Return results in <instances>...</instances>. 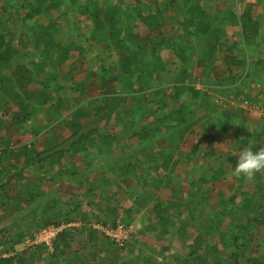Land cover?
Returning a JSON list of instances; mask_svg holds the SVG:
<instances>
[{
  "label": "trees",
  "instance_id": "obj_1",
  "mask_svg": "<svg viewBox=\"0 0 264 264\" xmlns=\"http://www.w3.org/2000/svg\"><path fill=\"white\" fill-rule=\"evenodd\" d=\"M2 1L4 5L0 6V14L2 15L0 19L5 20L0 24V79L2 77L0 128L1 125L3 127V118L8 117L11 111L10 100L20 92L23 94V99L18 104V110L14 113V117L19 116V114H23V116L16 121L17 127L22 126L30 118H37L36 109L42 113V117V111L49 109L56 115V122L63 123L70 132L65 139H60L58 136L45 142V150L38 153L36 151L32 153L34 139L41 133L38 129L33 130L34 139L30 142H22L18 146H12L8 138L4 139L2 157L17 168L28 170L34 165L41 167L47 160H50L54 165H59V161L68 154L76 156L79 151L88 153L89 150L85 147L86 141L101 132L104 134L102 141L106 144L104 148L108 151L106 153L107 162L110 161V164L113 165L114 173H120L121 179L126 181L131 170H135L138 173L135 175L138 186L145 187L155 183H158L157 185L162 184L164 179L160 170L166 173H175L174 170L180 163V159L174 160V154L177 152L185 155L180 142L185 139L195 125L200 124L206 129L204 138L209 144L213 143L217 134L222 135L228 131H234L235 139L241 137L243 142L245 140L250 141L249 145L257 141L254 151H258L262 146L259 141L264 143V123L260 128H254L251 124L244 123L240 109H237L236 112L231 109L219 112L216 105L209 103L208 100H203V96H207V93L196 88L193 81L194 77H192V67L194 66V59L197 57L200 59L196 65L202 66L207 71L203 86L207 88L206 85H210L211 82L207 79V75L214 62L222 58L221 42L227 34V27H239L240 40L231 42L229 49L236 44H243L240 46L239 54L232 57L234 62H237L234 68H240L241 72H233L232 69L228 68L224 81L215 84L228 86L225 91L227 94L232 92L235 87L238 90L244 88L252 74L248 64L249 60L259 58L264 49V0H255L254 5L262 8V12L256 14L254 19L251 13V8L254 5H250L246 11L237 12V5L245 0H232L229 3L224 0H196L195 2L193 0H181L180 12L176 16L169 17V19L164 16L161 10L154 9L157 4L156 0L152 2L149 0H114L110 3H107L106 0H0L1 4ZM165 1L168 2L166 5L168 6L170 3L174 4L180 0ZM8 10L10 11L8 12ZM53 11H58L59 16L57 18L48 14ZM6 12L8 13L6 14ZM44 14L47 20L46 25L39 20V17ZM118 20H122L120 25H118ZM9 21L14 22L12 25H8ZM62 23H65L68 28L67 33L69 35L66 37L60 36ZM167 25L181 26L185 29V34L175 36L167 34L164 32ZM84 26L91 29L90 39L95 42L98 41L102 52L101 56L97 55L90 46L84 47L87 42L81 36V30ZM141 28V31L145 32L143 36L140 34L139 29ZM17 31L21 36L16 34ZM201 42L203 43L202 47L195 46V43ZM251 47H254L257 53H249L247 50ZM30 48L31 50H29ZM163 50L171 53L182 64L170 80L166 78V62L160 57ZM21 51H23L22 56H20ZM74 51L81 58L93 54V60L97 62V68L103 72V78L107 84L111 85L115 81H120L124 94H134L132 100L138 103L144 102L147 105V108L144 109L147 110L133 109L129 111L131 120L126 119V115L119 114L116 116L120 117L117 118L118 121L124 119L121 124L125 125L126 133L125 131L113 133L114 126L112 127V125L106 130L97 128L72 144L69 151L57 152L46 159H41L42 153L61 145L68 138L74 136L85 125L83 119L87 121L88 118H91L90 124H98L101 121L96 115L93 117L86 116L85 111L79 106L76 111L71 113L72 118L71 121H68L69 123H65L63 120L64 116L60 108L68 105V96L73 93L83 96L86 93V88L81 83H71V86L66 89L60 81L59 75L55 73L57 66L61 65ZM36 62H38V66H35ZM107 62H109L108 67L105 66ZM44 69H49L50 72L45 73ZM114 72H117V75H114ZM75 73L71 72L70 75L75 76ZM262 79L264 80V76ZM134 83L135 85L138 84V89H135ZM30 84L40 86L41 90L50 89L57 93V96L48 99L40 93L41 91H38L41 95H37V91L34 92L30 89ZM169 85L173 86L176 92L170 94L168 102L175 103L176 107H168V104L165 103L166 100L162 98L165 91L169 89ZM213 90L223 95L224 90ZM259 92L261 95H259L258 100L264 101V89H260ZM182 98L185 99L182 100ZM242 99H240L241 102ZM245 99L249 103L255 101L249 97ZM106 100L107 97L104 96L101 101ZM159 104L160 106H158ZM100 109L99 106L94 107V110L100 111ZM209 110H211L210 115L207 114ZM188 113L190 117H188ZM54 115H46L44 119L49 121ZM148 118L151 119L149 123H147ZM113 119H115L114 116ZM148 127L153 130V134L148 140L146 137L147 141L135 146L133 150L124 148L117 154L111 151L110 148L119 150V140L124 139L126 135L130 140L141 137L145 139V135H147L145 130ZM160 141L162 144L171 146V153L166 156L160 155L159 152L149 154L154 142L161 144ZM94 143L95 146L96 142ZM201 154L199 153L197 161L192 163V171H196L198 177L196 181L191 182L192 185H195V191L190 193L186 205L191 213L190 220L192 222L182 221L180 228H178L180 236L187 227H192L197 235L191 245L188 246L190 249L188 256L177 257L174 261L166 264H258V262L264 264V209L260 207L261 203H264V177L261 173H257L255 178L251 179L250 182H254L255 189L252 196L245 197L241 203L235 202V197L238 194L237 189L228 199L221 198L219 212L217 210L209 212L213 220L211 219L212 225L208 226L204 224L205 222L201 223L200 216L197 217L195 213L198 210L199 215L204 214L206 192L210 190L212 185L225 181L223 166L226 161H230L233 174L236 159L232 157L235 153L231 152L223 158L203 166ZM139 155H143V161L139 160ZM10 169L12 166H5L0 172V208L11 211L13 202L8 199L5 189L7 184L4 181L6 175L13 171ZM37 170L35 167V174H37ZM60 171V175H66L70 179L75 178L77 175L76 163L62 165ZM237 178L240 180V186L244 187L248 178L233 174V179ZM35 180L37 187H40L42 181L47 180V177L37 176ZM85 182L87 181H80L77 184L82 186ZM108 183L110 181L107 179L101 187L104 193L106 192L105 185ZM88 191L93 197L95 196V188H90ZM52 195L50 193L44 194L40 188L36 189L35 193L33 190L26 195H15L17 213L22 216H18V220L14 221L13 224H2L0 227V233L18 227L12 239L0 240V248L5 247L0 251V264H81L85 256L86 259L89 258L90 255L86 252H89L90 248L93 249L92 254H99L103 248L111 247L113 249L115 255H113L112 260L108 261L109 259L106 258L101 262L102 264H116L121 258L131 255L130 252L134 247L132 242L130 243L128 240L120 247L113 241L110 242L108 238L93 227H88L85 231L84 251L81 252L83 255L75 250H71L70 257L66 255L67 248L72 247L73 236L81 239L78 228L67 227L58 231L50 241L51 248L49 249H53L52 253H49V249L43 242L35 244L34 229L36 227L39 226V228L44 229L50 224L55 227L60 225L58 221H55L61 216V210L58 209L59 201L53 199ZM129 195L131 194L128 193ZM34 196L38 199L36 205L30 202ZM41 199L46 203H43ZM104 199L99 197L100 201ZM26 200L28 206L23 205ZM87 202L90 208L93 207L91 198ZM134 202L136 209L126 210L129 215L134 210L140 211L144 208L143 202L136 199ZM170 204V206L173 205ZM79 207L80 204L75 205L73 215L69 216L68 213H65L67 216L66 224L69 225L78 221L77 211ZM250 208L252 210L256 208L254 216L252 219L243 222L244 215ZM33 211H42L46 215V222L39 221L38 218L34 219L32 217ZM230 211L234 213V217L229 223L231 233L220 237L219 241L223 250V253H220L219 250L210 248L208 236L210 233L220 234L221 222ZM21 213L27 218L23 217L24 215ZM113 214L115 215V213ZM5 216H9V214ZM38 217L40 218L41 214ZM156 218L160 220L164 229L169 225H174V222L166 215L165 208L160 209ZM83 219H85V215L80 216V220ZM25 220L27 223L20 226L21 222ZM98 222L104 223L101 219ZM207 224L209 223L207 222ZM109 226L115 227L116 224L111 223ZM100 238L105 239L102 242ZM134 238L135 236L132 235V239ZM26 241H28L27 244ZM16 242L19 246L23 245L24 247L20 252L17 250ZM104 243L105 245H103ZM96 244H98L97 247H95ZM37 248L41 254L38 250L36 251ZM36 255L45 256L46 261L39 256L41 260L39 262L40 260L35 259ZM122 264L131 263L124 259ZM145 264L161 263L150 258Z\"/></svg>",
  "mask_w": 264,
  "mask_h": 264
},
{
  "label": "rangeland",
  "instance_id": "obj_2",
  "mask_svg": "<svg viewBox=\"0 0 264 264\" xmlns=\"http://www.w3.org/2000/svg\"><path fill=\"white\" fill-rule=\"evenodd\" d=\"M106 1L107 3H110L114 0ZM149 1L152 2L155 0ZM195 1L196 0H193V2ZM224 1L229 3L232 0ZM156 3L157 4L156 6H154V9L161 10L164 13V16L167 17V19H169V17L178 15V13L180 12V6L182 5L181 0L179 2H175L174 4L170 3V5L168 6H166L168 2L165 0H156ZM254 3L255 0H245L243 3L237 5V12L240 13L248 10L250 8V5H254ZM3 5L4 3L2 1V6ZM9 11L10 10H8V12ZM8 12H6V14ZM261 12L262 8L260 7L254 5L251 8L253 19L256 17V14H260ZM48 14H50V16L53 18H57L59 16L58 11H53ZM0 16L2 17L1 14ZM45 17V14L39 17L40 22L44 25L47 24V20ZM4 20L0 19V24H2V21L4 22ZM118 21V25H120L122 20ZM12 22L14 21H9L7 24L12 25ZM61 30V37H66L67 35H69V33H67L68 28L65 23L61 24ZM139 30L141 31L142 28ZM90 31L91 29L85 26L81 30L82 38L87 41L84 47L90 46L92 50L97 53V55L101 56L102 52L101 48L99 47V43L98 41L95 42L92 41L93 39H90ZM239 31V27H227V34L221 42L223 52L222 58L214 62V64L210 67L209 74L207 75V79L211 82L208 86L212 87V94H209L210 100L208 102L216 105L219 112L225 109L235 110L236 112L237 109H240L241 111L243 107H246L245 102L248 101H246L245 98L249 97L255 100L254 102L250 103L251 105H254L253 107H250L252 108L251 110L257 111L258 114L251 116V119L247 114L242 115V118H246L243 119L244 123L251 124L254 128H260L261 126L259 124L264 123V101L258 100L259 95H261L259 90L264 89V80L262 79V77L264 76V49L260 53L259 58L249 60L248 64L251 68L250 73L252 74L249 78V82L244 86V88L238 90L237 87H235L232 92L227 94V92L225 91L227 90L228 86L216 85L220 81H224L227 76L226 70L228 68L232 69L233 72H241L240 68H234L237 62H234L235 60L232 57L233 55L239 54L241 49L240 46H242L243 44H236L231 49H229V45L231 42L233 43L240 40L238 34ZM164 32L174 36L183 35L185 34V29L181 26L172 27L171 25H167ZM16 34L18 36H21L18 31L16 32ZM140 34L143 36L145 35V32L141 31ZM195 46L202 47L203 43H195ZM29 50H31V48ZM247 51L249 53H257L254 50V47L249 48ZM22 54L23 51L20 52V56H22ZM92 56L93 54L91 56L87 55L86 57L83 56L81 58L77 55V52L74 51L67 57V59L63 63H61V65L59 64L56 68L55 73L59 75L60 81L64 84L66 89H68L71 86V83L74 82L81 83L86 88V93L83 96L77 95L76 93L70 94L68 96V105L60 108L64 116L63 120L65 121V123H69L68 121H71L72 118L71 113L76 111L77 108L81 107V109L85 111L86 116L93 117V115H96L97 118L101 119V121L98 123V128H100L101 130H106L109 128V126L112 125V127L114 126L113 133H120V131H125L126 133L127 129L125 125L123 126V124H121L124 119H119L118 121L117 118L120 117L116 116L119 114L126 115L125 118L131 120L132 117L129 111L133 109L144 110V108H147V105H145L144 102H134L132 100L134 94H124L120 81H115L111 85H108L106 80L103 78V72H101L97 68L98 64L93 60L94 58ZM160 57L164 62H166V78L170 80L182 64L178 59H175L171 53H168L165 50L160 53ZM199 59L200 58L197 57L194 59V66L192 67V77H194L193 81L195 85H199L201 87L203 86V82L206 79L207 71L204 70L202 66L196 65V63L199 62ZM108 65L109 62H107L105 66L108 67ZM35 66H38V62L35 63ZM44 72L49 73L50 70L44 69ZM71 72H76L75 76H71ZM114 75H117V72H114ZM1 87L2 77L0 79V91H2ZM138 88L139 86L136 83L135 89ZM30 89H32L34 92L37 91V95L43 94V96L48 99L50 97L57 96V93L53 92L50 89L41 90L40 86L38 85L30 84ZM212 89L224 90L223 95L217 93ZM38 91H41V94L38 93ZM165 92V95H162V98L166 100L165 103L168 104V107H176L175 103L172 104L168 102L170 92L174 93L176 92V90L173 88V86L169 85V89ZM22 95L23 94L18 92L9 102L11 111L9 112L8 117L3 118V127L1 125L0 128V144H3V142L5 141L4 139L6 138L10 139L12 146L21 145L22 142H30L32 139H34L35 136L33 130L38 129L41 131V133L36 136V138L34 139V144L32 145V153H34L35 151L38 153L45 150V142L49 141L50 139L56 138L58 136L60 139H65L69 136L70 132L68 131V129L65 128L63 123H61L60 121L56 122V115H54L52 111H49V109H44V111H42L43 117L42 113H40L39 110L36 109L35 111H37V118H30L22 126L17 127L15 123L16 121L21 119L23 114H19L20 117H14V113L17 112L18 104L23 99ZM104 96L107 97V100L101 101ZM184 99L182 98V100ZM240 99H242L243 101L241 102ZM96 106H99L101 108L100 111L94 110V107ZM158 106H160V104ZM249 106H247L246 108L248 109ZM254 108L257 109L255 110ZM46 115H54V117L52 119H49L48 121L47 119H44ZM189 115L190 114L188 113V117H190ZM113 116L115 119H113ZM83 120L85 121V124H90L91 118H88L87 121L85 119ZM167 123L170 122L167 121ZM199 125H195L194 127H192V130L186 135L185 139L180 142V146L182 147L181 149L185 151V155L177 152L174 154V160L180 159V163L174 170L175 173L171 174L160 170L161 175L164 179L161 185H157L158 183H155L153 185H147L145 187H142L140 185L138 186L137 180L135 179V175H137L138 173L135 170H131L130 176H128V179H126V181L121 179L120 173H114L113 165L110 164V161L107 162L108 158H106V153L108 151L104 148L106 144L104 143V141H102V139L104 138V134L101 132L93 135L86 141L85 147L89 150L88 153L79 151L76 153V156H71V154H68L64 159H61L59 161V165H54L50 160H47L41 165V167L34 165V167L25 170L23 168H17V166L8 163L7 160L4 159V157L0 156V172L5 166H12L13 169V171H11V173L6 175V177L4 178V181L7 184V186L5 187L6 193L8 194V199L12 200L13 206L11 208V211L5 208H0V217H2V220H0V227L2 226V224H13L14 221L18 220V216H22L17 213L18 209L16 205L17 200L15 199V195H26V193L33 190L35 193L36 189L38 190L40 188L41 192H43L44 194H53L51 197L59 201L58 209L61 210V216L58 219H55V221H58L60 224L58 227L50 224L47 226V228L44 229L39 228V226L34 229L35 240L40 241L41 239H45L46 241L43 243L45 246H47L48 249L51 248L50 237L52 236L47 235L49 231H54L56 233L67 227L78 228L80 230L79 233L81 234V239H77L73 236L72 247L67 248L66 255L70 257L72 254L71 250H75L76 252L80 253L84 251L83 243L86 239L85 231L88 227L92 228L95 225L108 227L111 223H115L116 225L120 223L122 225H125L127 228H130V230L132 231L129 241L130 243L132 242L134 247L132 252H130L131 255H127V257L121 258L119 263L116 264H122L124 259L128 260V262H130L131 264H145L147 259L150 260V258H154L161 264H166L170 261H174V259H176L177 257L188 256L190 253V249L188 246L191 245L197 233L192 227H187L183 231L182 236H180L178 234V228H180V224L182 221L192 222L190 220L191 213L186 207L189 201L190 193H194L195 191V185H192L191 182L196 181L198 177L197 172L192 171V163L197 161L199 153H202V156L200 158L202 159L203 166H206L210 164V162L212 163L230 154L231 152H234L233 148L235 146L239 145L240 147H242L244 145L250 144V141L248 140H245L243 142L241 137L235 139L234 131H228V133L224 137L221 135L216 136L213 143L209 144L204 138L206 129ZM152 131L153 130H151L150 127L145 130V134H147L145 135V139L144 137H141L130 140L128 135H126L124 136V139L119 140V150H112V148L110 149L111 151H114L115 154H117V152H121L124 148H130L133 150L135 146L142 144L144 141H147L148 138L150 139L152 137L151 135L153 134ZM94 142H96L95 146ZM170 147L171 146L169 145L162 144V142L161 144H157V142L155 144L154 142L153 148L151 149V151H149V154L152 152H159L160 155L162 154L166 156L169 155L172 151ZM142 156L143 155H139L138 158L139 160L143 161L144 158ZM232 157L233 159H237L236 153L232 155ZM72 162L76 163V177L70 179V177L68 178V176L66 175H60L59 173L61 172L60 170L62 165H67ZM35 167L38 169L37 174H35ZM223 167L225 171V175L223 178L225 181L212 185V187H210V190L206 192L205 195L207 197L204 198V203L206 204L204 214L199 215L198 210L195 213L197 217L200 216L201 223L205 222L204 224L208 226L212 225L213 220L209 212L212 210H217L219 212L221 198L228 199L234 194V191H236L237 189L238 194L235 197V202L241 203L242 201H244L243 199L245 197H251L253 190L255 189L254 182H250L251 179L253 180L255 177L251 179L248 178L244 187H241L240 180H238V178L233 179L230 161H226ZM261 174L264 177V173ZM37 176L47 177V180L42 181L40 187H37V182L35 180V177ZM107 179L110 181V183H108V185H105L106 192L104 193L101 190V187ZM85 180L87 182L83 183L82 186L77 184L78 182ZM144 180L146 179L144 178ZM90 188L96 189L95 193L93 192L95 195L94 197L88 191ZM128 193H130L131 195L128 196ZM99 197L105 199L103 201H100ZM90 198L94 204L91 208L88 206L87 202V200ZM135 199L137 201L139 200L143 202L142 206L144 208L140 211L134 210L129 215L126 210L136 209V204L134 202ZM30 202L31 204L36 205L38 204V199L34 196L31 198ZM42 202L46 203V201L44 200H42ZM170 203H172L173 205L170 206ZM76 204H80L79 210L77 211L78 216L76 215L78 217V221H75L74 223L68 225L65 222V219L67 218L65 213H68L69 216L71 214L73 215ZM23 205L28 206L27 200L23 203ZM260 207L264 209V203H261ZM162 208L166 209V215H168L174 222V225H169L165 229L163 228L160 220L156 218L160 209ZM255 209L256 208H254L253 210L252 208L248 209V211L246 212L247 214L244 215L243 222L247 221L248 219H252L255 213ZM113 210L114 212H112ZM113 213H115V215ZM6 214H9V216H5ZM32 214V217L34 219L38 218L39 221L46 222V215L42 211H33ZM39 214H41L40 218L38 217ZM81 215H85V219L80 220ZM23 217L27 218L25 215ZM233 217L234 213L232 211L228 212L224 216V219L219 227L220 234H209L208 245L211 249H216L219 250L220 253H223L219 240L220 237L224 235L227 236L231 233V226L229 225V223L231 222ZM100 219L102 222H104L103 224L98 222V220ZM55 221L53 220V222ZM207 222L210 225L207 224ZM26 223V220L24 222L22 221L20 226H24ZM17 230L18 227L11 228V230H9L8 232L0 233V240L12 239ZM132 235L135 236L134 239H132ZM104 239L105 238H100V241L103 242ZM27 242L28 241H26V244ZM103 245H105V243ZM97 246L98 244L95 245V247ZM3 249H5L4 246L0 248V251H2ZM22 249H24L23 245L19 246L17 244V250L20 252ZM38 249L39 248H37L36 251ZM91 249L92 248L89 249V252H86L89 253V258L86 259L85 256V259L81 261V264H92L93 261V264H102L101 262L104 259L108 258V261H111L113 255H115L111 247L103 248L99 254H92L93 249ZM38 252L39 254H41L40 250H38ZM52 252L53 249H49V253ZM81 254L83 255V253ZM39 256L40 255H36L35 259L40 260L41 256ZM4 257H6V255H4ZM41 259H44L46 261L45 256L41 257ZM39 262H41V260ZM258 264H260V262H258Z\"/></svg>",
  "mask_w": 264,
  "mask_h": 264
},
{
  "label": "clouds",
  "instance_id": "obj_3",
  "mask_svg": "<svg viewBox=\"0 0 264 264\" xmlns=\"http://www.w3.org/2000/svg\"><path fill=\"white\" fill-rule=\"evenodd\" d=\"M248 104H250V103H248ZM92 124H94V123H92ZM92 124L87 123L83 127H86V126L92 125ZM237 125H239V124H237ZM98 126L99 125L97 124V127L95 129H97ZM259 143L262 146L259 148L258 151H254V148H255V145L257 144V141L251 145H244L242 147L237 145L233 148V151L236 153V157H237L235 165L233 167V174L234 175L243 176L245 178L251 179L257 173H264V143H262L260 141H259ZM0 156H2V144H0ZM44 159H46V158H44Z\"/></svg>",
  "mask_w": 264,
  "mask_h": 264
},
{
  "label": "built area",
  "instance_id": "obj_4",
  "mask_svg": "<svg viewBox=\"0 0 264 264\" xmlns=\"http://www.w3.org/2000/svg\"><path fill=\"white\" fill-rule=\"evenodd\" d=\"M249 105L251 107L254 106V105L248 104V102H245L246 107ZM93 228L101 232L106 238L110 240V242L113 241L120 247L123 246L130 239L131 233H132L130 228H127L125 225H122L120 223H118L115 227L113 226L103 227L102 225H95ZM43 233H47V232H43ZM56 233L54 231H49L47 235H52L50 237V240H51V238H53L56 235ZM45 241H46L45 239H41L40 241L36 240L35 244L39 242H45Z\"/></svg>",
  "mask_w": 264,
  "mask_h": 264
},
{
  "label": "water",
  "instance_id": "obj_5",
  "mask_svg": "<svg viewBox=\"0 0 264 264\" xmlns=\"http://www.w3.org/2000/svg\"><path fill=\"white\" fill-rule=\"evenodd\" d=\"M96 127H97L96 123H94L92 125H88L86 127H82L81 129H79V131L74 136L67 139L61 145H59V146H57V147H55L49 151L42 153L40 155V158L44 159V158H47V157H49V156H51L57 152L68 151L72 144L77 142L82 136H85L86 134H88L91 130L95 129Z\"/></svg>",
  "mask_w": 264,
  "mask_h": 264
},
{
  "label": "crops",
  "instance_id": "obj_6",
  "mask_svg": "<svg viewBox=\"0 0 264 264\" xmlns=\"http://www.w3.org/2000/svg\"><path fill=\"white\" fill-rule=\"evenodd\" d=\"M0 6H2V4L0 3ZM207 86V88H204V86H199V85H196V88L197 89H202V91H204V92H206L207 93V96H203V100H210V95L212 94L211 92V86H208V85H206ZM213 90V89H212ZM166 93V92H165ZM165 93H164V95H165ZM172 92H170V94H171ZM210 94V95H209ZM167 95V94H166ZM261 101V100H260ZM213 102H214V100H213ZM261 103V102H260ZM251 107V106H250ZM246 108V107H243L242 108V115H245V114H247L248 116H250V119H251V116H253V115H256V114H258V112L257 111H254V110H251L252 108ZM255 110L257 109V108H254ZM145 110H147V109H144L143 111H145ZM244 111V112H243ZM246 112V113H245ZM208 115H210L211 114V112H210V110H209V112L207 113ZM242 119H246L245 117L244 118H242ZM151 121V119L150 118H148V121H147V123H149ZM263 123H260L259 125L261 126ZM228 132H226L225 134H222L221 136H225L226 134H227ZM217 136H220V134H217Z\"/></svg>",
  "mask_w": 264,
  "mask_h": 264
}]
</instances>
